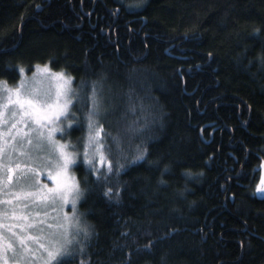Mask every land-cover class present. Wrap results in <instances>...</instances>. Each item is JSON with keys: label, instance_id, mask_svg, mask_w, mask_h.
Here are the masks:
<instances>
[{"label": "trees", "instance_id": "obj_1", "mask_svg": "<svg viewBox=\"0 0 264 264\" xmlns=\"http://www.w3.org/2000/svg\"><path fill=\"white\" fill-rule=\"evenodd\" d=\"M39 65L75 99L62 264H264V0H0V80Z\"/></svg>", "mask_w": 264, "mask_h": 264}, {"label": "rangeland", "instance_id": "obj_2", "mask_svg": "<svg viewBox=\"0 0 264 264\" xmlns=\"http://www.w3.org/2000/svg\"><path fill=\"white\" fill-rule=\"evenodd\" d=\"M22 82L24 83L25 88L28 90L37 89L40 93L41 98L48 99L49 102H54L56 100L57 90L62 87L67 91V99H69L71 103L68 105L66 114L64 116H61L54 124L49 123L48 121L43 122L45 126L42 130L45 133V139H43L42 141L39 140L37 133L34 132L32 133L33 144L29 146L26 141L24 142L23 149L29 155L21 156L19 154L20 146L18 145L16 151H13V148L10 146L6 147L5 153L3 154V156H0V235L3 236V243L5 245L9 242H12L17 250L16 255L14 256L12 251H7L5 253L2 249H0V264H25V262L29 261L28 259H26V257L28 256H30V259L32 258V260L37 261L33 262L34 264H47V253L43 249H40L38 244L35 242H29V247L32 251L24 255L22 259L20 258V253L22 250L19 247L17 238L12 235V232H16L19 234L21 229L20 227L10 228V226L34 223L35 227H33L30 231L33 235H39L41 231H43L44 233L54 231V229L48 228L49 224H63L65 214H67L68 217H75V220L73 221V227L70 229V231L76 228L75 222H79V220L81 219L82 214L78 206L80 196L76 200L75 211L73 210L71 197L69 198V202L66 204H63L60 201L52 202L51 200L37 201L35 200V198H21L19 200L16 199V196L20 192L22 187L26 188L29 191L35 192L38 191L43 185H47L48 187L54 186L52 181L48 178V172L49 170L54 171L53 162L58 160V153L48 143L46 139L47 132L50 128L60 129L53 133V139L59 144L66 145L69 131L75 125L73 120L70 118L72 103L75 99L72 96L73 89L71 85V78L60 71H54L50 69L47 65L36 66L30 72H26L24 69H20L19 78L14 84H8L7 82L0 80V97L6 98L8 95L6 89H15ZM9 127L10 125L0 127V131H3L5 137L10 141V137H8ZM114 139H116L115 136ZM96 144L97 141L94 144L95 147ZM85 150L86 149H84L82 153H84ZM66 151L69 152L68 147L66 148ZM73 154L75 156L78 155L74 151ZM78 158L76 159V161L78 160ZM16 163L30 165L36 168L37 172L35 175L30 173L29 179L27 181H20L18 172H13V179L9 181L8 168H14ZM73 163L69 165L66 173L69 183H71L72 178H74L77 182L74 171L72 169L74 166ZM259 165L260 172L258 180L256 181L254 186V193L257 196L264 197V192L257 191V186L261 185V182L264 181V154L261 156ZM37 181L39 183H37ZM29 185L31 187H29ZM25 205H27V207H25ZM21 216H27L28 220L25 221L23 219H20L19 217ZM41 221H43V223H41ZM82 229L86 228L83 226ZM83 232L84 231H82V233H78V231H74V234H72L73 243L71 244V246L73 247L71 252H78V250H80V241L85 235ZM77 233L78 238L76 239L75 236H77ZM44 242L47 243V241Z\"/></svg>", "mask_w": 264, "mask_h": 264}, {"label": "snow or ice", "instance_id": "obj_3", "mask_svg": "<svg viewBox=\"0 0 264 264\" xmlns=\"http://www.w3.org/2000/svg\"><path fill=\"white\" fill-rule=\"evenodd\" d=\"M6 91L8 93L7 97H0V127L10 125L8 128V137H10V141L5 137L4 132L0 131V156H3L5 153L6 147L10 146L13 148V151H16L18 145L20 146L19 154L21 156H27L29 154L23 149L24 142L26 141L27 144L31 146L33 144L32 133L34 132L37 133L39 140L42 141L45 139V133L42 130L45 126L43 122L48 121L54 124L61 116L66 114L68 105L71 101L67 99V91L62 87L57 90L56 100L54 102H49L48 99H42L37 89H26L23 82L17 88L6 89ZM99 108L100 102L94 94L92 97V109L88 117L90 129L89 144L98 141L100 133L103 131L102 127H95V134L91 131L96 125V121L93 117L95 113L99 111ZM58 130L60 129L50 128L46 137L48 143L58 153V160L53 162L54 171L49 170L48 172V178L52 181L54 186L48 187L47 185H43L35 192L22 187L16 199L35 198L37 201L51 200L52 202L60 201L66 204L71 197V203L75 211L76 200L81 195V189L74 178H72L71 183H69L66 176L69 165L74 162V154L66 151L67 145L59 144L53 139V133ZM102 147V145L97 143L95 155L99 157L100 163L107 162L109 171H111V164L107 161ZM84 155L85 163H91L92 157L89 155L87 145ZM135 159H143V154L137 156ZM13 172H18L20 181H27L29 179V174L35 175L37 169L30 165L16 163L14 168H8L9 181L13 179ZM37 183L39 182L37 181ZM29 187L31 186L29 185ZM257 191L264 192V181L261 182V185L257 186ZM25 207H27V205H25ZM19 218L25 221L28 220L27 216H21ZM74 220V216L68 217L67 214H65L63 224H49L48 228L54 229V231L48 233L41 231L39 235H33L30 231L35 227L34 223L10 226V228L20 227L21 229L19 234L12 232V235L17 238L19 247L22 250L20 258L22 259L24 255L32 251L29 247V242H35L40 249H43L47 253V264H62L60 258L68 254L69 246L73 243L70 229L73 227ZM41 223H43V221H41ZM75 227L77 231H84L85 236L88 235L86 229H80L78 221L75 222ZM44 241H47V243ZM0 249L5 253L7 251H12L14 256L17 251L12 242L6 245L3 243L2 235H0Z\"/></svg>", "mask_w": 264, "mask_h": 264}]
</instances>
